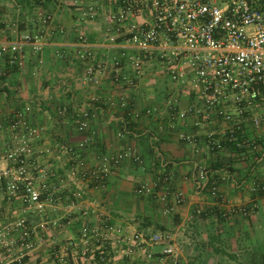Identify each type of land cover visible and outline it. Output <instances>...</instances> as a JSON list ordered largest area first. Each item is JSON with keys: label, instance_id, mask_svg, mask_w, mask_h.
<instances>
[{"label": "crops", "instance_id": "obj_1", "mask_svg": "<svg viewBox=\"0 0 264 264\" xmlns=\"http://www.w3.org/2000/svg\"><path fill=\"white\" fill-rule=\"evenodd\" d=\"M91 4V0H0V69L5 71L0 77V123L5 126L0 132V165H4L2 158L11 139L10 120L18 109L31 105L27 119L38 131L36 148L50 152L39 162H51L60 176L51 183L55 203L42 212L26 211L19 198L9 203L0 192V222L13 236L19 234L14 221L25 219L34 236L33 253L23 264H89L82 263L83 253L89 260V249L96 257L91 264H106L102 258L110 254L104 245L89 244L82 234L85 221L97 225L101 214L129 233L168 232V242L181 250L184 264H251L253 254H264V127L245 123L246 136L258 143L257 150H236L228 144L220 151L210 150L207 136H220L225 126L192 116L172 120L165 103L171 85L154 62L147 65L136 88L112 83L108 72L97 73L98 84L87 83L85 65L75 58L77 34H85L93 47L95 65L105 60L112 68L119 52L103 39L108 24L105 11L114 8V0H101L96 15L82 17ZM42 13L52 14L55 26L65 33H54L39 54L27 50L23 68L10 67L1 46L35 32ZM93 96L100 100L92 107L96 116L89 132L81 134L74 110L83 102L90 103ZM196 103L186 93L182 95V108ZM61 108L67 113L60 114ZM85 137L89 138L85 149L73 154L63 148H76ZM129 150L136 151L143 163L128 159L113 170L104 188L89 184L83 201L69 205L68 193L76 190L70 173L80 160L92 167L98 153ZM198 166L206 168L211 182H217L226 204H218L207 183L199 180ZM162 174L182 190L181 204L172 197L162 202L161 188L151 196H136L139 182H153ZM37 176L35 185L40 180ZM230 206L246 207L249 214H232ZM11 246L12 251L20 249ZM102 251L106 252L103 256Z\"/></svg>", "mask_w": 264, "mask_h": 264}, {"label": "built area", "instance_id": "obj_2", "mask_svg": "<svg viewBox=\"0 0 264 264\" xmlns=\"http://www.w3.org/2000/svg\"><path fill=\"white\" fill-rule=\"evenodd\" d=\"M91 1L82 17H93L98 13L101 0ZM114 3V8L105 11L108 24L103 34L105 42L119 50L112 59V68L108 69L105 60L95 65L93 47L85 34H77L75 58L85 65V81L98 84L97 73L108 72L112 83L136 88L147 65L157 63L162 78L171 85L165 103L172 120H186L192 116L207 124H223L225 129L218 134L220 136L214 133L207 136V145L212 151H220L226 144L257 150L258 143L246 136L245 123L251 122L256 129L264 127V0H114ZM54 33L64 34L65 30L55 26L52 14H39L35 32L1 46L6 63L10 67L23 68L27 50L41 53ZM57 55L63 57L64 54L57 52ZM4 75L5 71L0 69V77ZM184 93L197 103L182 108ZM108 100L112 103L111 98ZM97 103H100L98 96H93L90 103L89 100L83 102L74 110L79 133L89 132L96 116L92 107ZM31 112L32 106L26 105L18 109L9 122L11 139L2 158L4 165H0V192L6 194L9 203L19 198L26 211L42 212L48 204L55 203L51 183L60 176L51 162H39L50 152L36 148L38 131L27 119ZM59 113H67V109L61 108ZM4 129L0 123V132ZM88 143L89 138L85 137L76 148H63L74 154L85 149ZM98 156L92 167L80 160L71 171L76 190L68 193L70 206L83 201L89 184L104 188L113 170L128 159L136 164L143 163L134 150L98 153ZM35 173L39 175L38 185L33 183ZM197 175L201 182L207 183L218 204L227 203L217 182L209 180L206 168L198 166ZM160 188L164 192L162 202L166 203L168 197L176 204L183 202L182 190L174 188L165 174L157 176L153 182H139L135 194L151 196ZM229 212L249 214L242 206H230ZM83 214L87 217L88 211ZM13 224L15 230L19 229L21 245L33 248L32 233L26 220L18 219ZM5 227L0 222V234L10 235ZM82 234L89 238V244L104 245L110 254L107 259L102 258L106 264L185 263L181 250L168 242V232L129 233L123 226L114 224L107 214L100 215L97 225L85 221ZM160 245L166 246L155 252L154 248ZM104 254L106 252L100 253ZM94 260L96 257L90 249L89 260L86 253L82 254V263L91 264Z\"/></svg>", "mask_w": 264, "mask_h": 264}, {"label": "rangeland", "instance_id": "obj_3", "mask_svg": "<svg viewBox=\"0 0 264 264\" xmlns=\"http://www.w3.org/2000/svg\"><path fill=\"white\" fill-rule=\"evenodd\" d=\"M32 237H34L33 234ZM21 242L20 234H14L13 236L11 234H0V264H23L29 260L33 253V248L27 249L21 245ZM11 243H14L13 247H19L20 249L12 251ZM15 243L17 244L15 245Z\"/></svg>", "mask_w": 264, "mask_h": 264}, {"label": "trees", "instance_id": "obj_4", "mask_svg": "<svg viewBox=\"0 0 264 264\" xmlns=\"http://www.w3.org/2000/svg\"><path fill=\"white\" fill-rule=\"evenodd\" d=\"M228 145H230L236 150H239V148H237L235 144H228ZM251 264H264V254L262 253L253 254L251 259Z\"/></svg>", "mask_w": 264, "mask_h": 264}]
</instances>
